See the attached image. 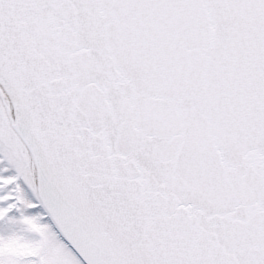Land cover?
I'll return each mask as SVG.
<instances>
[{
  "label": "snow or ice",
  "instance_id": "obj_1",
  "mask_svg": "<svg viewBox=\"0 0 264 264\" xmlns=\"http://www.w3.org/2000/svg\"><path fill=\"white\" fill-rule=\"evenodd\" d=\"M0 264H264V0H0Z\"/></svg>",
  "mask_w": 264,
  "mask_h": 264
}]
</instances>
